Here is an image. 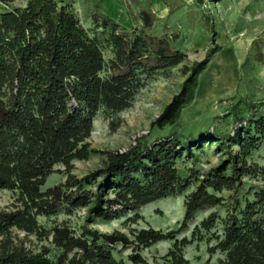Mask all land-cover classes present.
Returning <instances> with one entry per match:
<instances>
[{
  "label": "trees",
  "instance_id": "obj_1",
  "mask_svg": "<svg viewBox=\"0 0 264 264\" xmlns=\"http://www.w3.org/2000/svg\"><path fill=\"white\" fill-rule=\"evenodd\" d=\"M65 1L29 0L25 7L0 12V189L19 192L16 204L0 209V264H125L113 255L120 244L123 249L134 247V264H152L139 250L164 240L174 244L163 264H192L184 248L204 240L211 256L222 254L215 264H264V186L239 212L229 209L222 233L207 237L219 219L212 212L194 226L191 238L178 237L199 212L225 203L217 192L235 190L244 175H262L264 180V167L246 159L264 142V99L249 105L248 116L236 117L237 124L224 138L214 131L186 138L188 146L220 140L229 157L186 196L177 229L143 228L131 238L120 230L101 233L87 225L78 233L62 223L51 229L53 248L34 252L16 242L13 228L40 238L48 235L39 216L91 205V216L110 220L183 192L199 173L191 170L184 176L176 166L174 157L187 148L176 134L152 143L140 141L125 151L92 147L89 138L102 108L116 112L130 107L140 75L175 67L187 54L174 44L177 35L151 31L158 17L150 7L141 9L142 26L131 29L94 12L103 30L91 35L70 4L60 3ZM103 43L114 48L110 60L105 59ZM220 49L215 44L202 61L185 68L188 77L181 91L154 126L164 129L176 123L183 108L194 101L199 75ZM232 143H238L240 154ZM98 153L107 155L103 166L82 177L72 173L75 160ZM58 164L65 166L66 181L45 187ZM229 165L231 173L226 172ZM93 184L96 189L90 187Z\"/></svg>",
  "mask_w": 264,
  "mask_h": 264
},
{
  "label": "rangeland",
  "instance_id": "obj_2",
  "mask_svg": "<svg viewBox=\"0 0 264 264\" xmlns=\"http://www.w3.org/2000/svg\"><path fill=\"white\" fill-rule=\"evenodd\" d=\"M29 0H0V12L14 7H25ZM91 35L103 30L100 23L93 19V13L107 14L127 29L140 28V12L143 7H150L157 13V21L151 30L155 34H168L174 44L187 54V57L175 67L153 74L140 75L141 85L135 95L133 104L121 111L102 108L94 119V127L89 142L93 148L102 151H125L137 142L152 143L159 138L176 134L183 149L174 157L176 166L184 176L198 171L192 177L191 185L181 193L152 202L137 211L121 212L110 220L90 215L91 205L75 208L73 211H60L51 216H39L38 221L48 231L40 238L34 233L13 228L16 242H21L34 252L43 247L53 248L51 229L66 223L78 233L87 225L101 233L120 230L129 237L143 228L153 227L168 232L177 229L185 214V199L202 178L223 161L228 159L226 145L220 140H210L198 145L188 146L186 138L208 131L224 138L233 131L237 124L236 117L249 115V105L264 99V0H66ZM215 44L221 49L198 77L199 85L195 90L194 101L185 106L175 124L160 129L154 121L165 107L177 95L188 77L184 73L187 66L202 61ZM106 60L114 57V48L103 43ZM232 147L240 154L238 143ZM242 157H240L241 159ZM248 164L264 167V142L247 157ZM106 154H92L86 159L74 161L72 173L82 177L90 171L104 165ZM227 173H231V165ZM68 173L63 164L55 166V171L48 177L45 187L65 182ZM243 184L235 190L224 189L217 192L226 198L220 206L199 212L191 223L190 229L179 234L192 237L194 226L202 219L216 212L219 216L215 232L222 233L223 219L229 209H243L247 200H253L256 191L264 186L262 175L242 176ZM90 187L96 189V184ZM213 191V188L209 189ZM113 196V191H109ZM235 195V197H233ZM19 192L0 189V209L12 207L17 203ZM214 241H212V244ZM174 240H164L149 247L140 248L139 252L152 264H163L165 256L172 248ZM209 244L195 241L184 248L185 256L192 264L217 263L222 254L211 256ZM134 247L123 249L118 245L113 250L117 260L125 264H134L130 256ZM55 254V251L52 252Z\"/></svg>",
  "mask_w": 264,
  "mask_h": 264
},
{
  "label": "crops",
  "instance_id": "obj_3",
  "mask_svg": "<svg viewBox=\"0 0 264 264\" xmlns=\"http://www.w3.org/2000/svg\"><path fill=\"white\" fill-rule=\"evenodd\" d=\"M212 61V60H211Z\"/></svg>",
  "mask_w": 264,
  "mask_h": 264
}]
</instances>
